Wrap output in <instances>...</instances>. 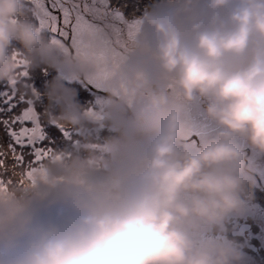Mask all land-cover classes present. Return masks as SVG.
Wrapping results in <instances>:
<instances>
[{
    "label": "clouds",
    "instance_id": "1",
    "mask_svg": "<svg viewBox=\"0 0 264 264\" xmlns=\"http://www.w3.org/2000/svg\"><path fill=\"white\" fill-rule=\"evenodd\" d=\"M138 13L99 61L54 42L29 0H0V81L20 58L84 78L111 132L87 155L34 164L0 148V264H247L230 225L264 158V0H148Z\"/></svg>",
    "mask_w": 264,
    "mask_h": 264
},
{
    "label": "snow or ice",
    "instance_id": "2",
    "mask_svg": "<svg viewBox=\"0 0 264 264\" xmlns=\"http://www.w3.org/2000/svg\"><path fill=\"white\" fill-rule=\"evenodd\" d=\"M29 4L36 22L54 42L79 48L99 61L115 55L113 45L119 44L121 29L127 25L121 0H29ZM17 67L15 78L0 81V148L9 150L8 163L19 166L36 163L52 149L34 106L38 93L31 83L32 73L22 58ZM3 155L0 152V164Z\"/></svg>",
    "mask_w": 264,
    "mask_h": 264
},
{
    "label": "rangeland",
    "instance_id": "3",
    "mask_svg": "<svg viewBox=\"0 0 264 264\" xmlns=\"http://www.w3.org/2000/svg\"><path fill=\"white\" fill-rule=\"evenodd\" d=\"M147 3H148V0L144 1L142 3V6L138 7V5H135L136 7L135 9L133 8L132 10L133 12L130 15H126V18L130 17L133 13L139 14L137 13L136 10L138 9L142 10L144 5H146ZM57 71H58L57 76L59 78L68 80L70 82H75L79 80L88 90H90L89 88L91 87L94 90L103 92L99 90L94 84H92L91 82H89L88 80L84 78H81L79 76H69L62 71H59V70ZM90 98L92 102H90L88 108H85V110L82 111V113L80 114L72 113V117H73L72 125L70 123H66L65 124L66 126H63L62 129L60 130L61 133L65 135L66 139L63 140L65 144L61 148H58L57 146L58 143H52L51 145L48 135L45 134L47 132L44 131L43 124L45 120L41 121V118L44 117L45 119V116H48V117L52 116L50 117L51 119H56L60 116L65 115V113L56 114L55 111L53 110L54 108L53 106H52V109L50 106L46 107L43 102L38 101V96L36 97L35 100L37 101V103L43 106L42 113L37 111L38 118L41 124V130L45 136V142L51 149H59V150L74 149L81 153V150L84 147H86L85 142L83 141L84 138H88L89 140H93L94 142H96L94 145L87 143L88 146L86 148H90L91 150H95L100 144L103 143L104 140L102 141V143L98 144V139H95V137L99 136L100 138L101 136H106L101 133H103L104 131H110V129L106 126L105 122L101 118L105 96L96 94V95L90 96ZM89 113H96L97 114L96 118H93ZM45 126H47V124ZM89 135H92L94 137L89 138L88 137ZM0 136H3L1 131H0ZM57 136L59 138V134H57ZM8 161H10V158L8 159ZM251 191H252V196H254L255 195L254 190L252 189ZM245 221L255 222L254 228H252L249 232L245 233L246 235L244 234L245 236L244 238H240V237H234V238H236L238 241L242 243H245L246 246L247 244L254 245L255 247L254 250H249L246 247L244 248V251L247 257L249 258L247 264H264V200L260 199L258 201H255L252 198L251 201H249L248 212L243 218L235 220L230 225L231 230L232 231L233 229L236 230V227L238 226V224L240 222H245ZM259 225H261V227H258ZM258 228H262V229H258Z\"/></svg>",
    "mask_w": 264,
    "mask_h": 264
},
{
    "label": "trees",
    "instance_id": "4",
    "mask_svg": "<svg viewBox=\"0 0 264 264\" xmlns=\"http://www.w3.org/2000/svg\"><path fill=\"white\" fill-rule=\"evenodd\" d=\"M144 1L146 0H121V2L125 4V7L122 10L124 11L125 15H130L133 12V8L135 9V5H138V7L142 6ZM113 3H115V0H113ZM136 11L138 13V10ZM57 72L58 71L56 69L52 68H35L31 71V83L38 93V101L43 102L46 107L50 106L51 109L53 106V110L56 114L65 113V115L56 119H51L50 117L52 116H45V119L44 117L41 118V121L45 120L43 124L44 131L47 132L45 134L48 135L51 145L52 143H58V148H61L65 144L63 140L66 138L60 130L63 126H66V123H70L72 125V113H82L85 108H88L90 102H92L90 96L96 95V93L94 94V92H91L85 88V86L79 80L70 82L68 80L59 78L57 76ZM34 106L38 112L42 113L43 106L39 105L36 100L34 101ZM69 117H71V119H69ZM46 124L47 126H45ZM57 134H59V138ZM101 134L106 136H101L100 138L99 136H97L98 138L95 137V139H98V144L102 143L103 140L111 135V132L104 131ZM88 137L92 138L94 136L89 135ZM83 141L85 142L86 147L88 144L94 145L96 143L93 140H89L88 138H84ZM86 147L81 150L82 155H87L89 151H92L90 148Z\"/></svg>",
    "mask_w": 264,
    "mask_h": 264
},
{
    "label": "flooded vegetation",
    "instance_id": "5",
    "mask_svg": "<svg viewBox=\"0 0 264 264\" xmlns=\"http://www.w3.org/2000/svg\"><path fill=\"white\" fill-rule=\"evenodd\" d=\"M200 131L198 129H194L190 139L191 141L195 142V143H199V135H200ZM248 168L251 172V175L253 176L254 180H255V184L253 186V190L255 192V195L252 196V198L255 201L258 200H264V158L261 159H253L252 161L249 162L248 164ZM254 223L255 222H240L238 224V226L236 227V229L242 225V224H248L250 226V229L247 231L249 232L252 228H254ZM258 227H261V225H259ZM258 229H262V228H258ZM235 230V229H233ZM232 231V230H231ZM246 232V233H247ZM246 235V234H245ZM245 236H243L242 238H244ZM247 249L249 250H254L255 247L252 244H247L246 246Z\"/></svg>",
    "mask_w": 264,
    "mask_h": 264
},
{
    "label": "water",
    "instance_id": "6",
    "mask_svg": "<svg viewBox=\"0 0 264 264\" xmlns=\"http://www.w3.org/2000/svg\"><path fill=\"white\" fill-rule=\"evenodd\" d=\"M91 91H93L96 94L105 96L104 92H100L97 90H94L93 88H89ZM250 229V226L248 224H242L240 225L236 230L231 231L230 235L233 237H240L242 238L244 234Z\"/></svg>",
    "mask_w": 264,
    "mask_h": 264
}]
</instances>
